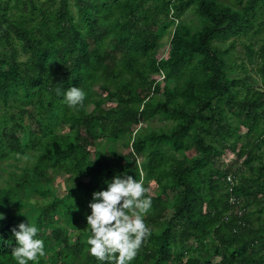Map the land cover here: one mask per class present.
Here are the masks:
<instances>
[{"label":"trees","instance_id":"16d2710c","mask_svg":"<svg viewBox=\"0 0 264 264\" xmlns=\"http://www.w3.org/2000/svg\"><path fill=\"white\" fill-rule=\"evenodd\" d=\"M228 2L0 0V103L18 108L36 124L27 128L23 139L13 131L10 146L0 133V159L41 148V165L68 173L71 179H86L64 196L34 206L38 213L33 222L40 226L46 255L52 252V259L47 262L44 256L29 264H101L88 251V201L94 190L106 187L105 178L123 171L142 179L146 195L152 197L145 217L152 232L132 264H183L188 254L184 264H211L214 257L219 264H264V162L253 166L260 160L257 150L264 136V92L248 89L243 95L241 79H229L225 71L229 49L214 45L248 35L264 0ZM188 11L200 21L195 31L184 21ZM170 31L168 57H156ZM17 45L26 61L16 57ZM247 49L250 60H260L264 87V43L258 51L253 45ZM160 72L176 80V87L156 99L153 93L161 85L152 74ZM73 85L86 92L77 106L64 99ZM113 101V107L105 108ZM90 104L95 105L92 112L87 110ZM157 115L177 124L163 133L137 131L130 158H121L110 144L92 157L97 140L132 135ZM9 121L13 130L26 123L17 114L2 115L0 132ZM61 122L69 124L71 135L56 134ZM241 127L248 129L246 137L257 136L255 144H238ZM167 147L173 151L170 156ZM191 149L201 158H176ZM227 149L237 159L225 164ZM40 169L14 174V184L0 189V212L5 213L0 220V264H17L12 228L26 219L20 211L14 213L13 206H25L32 191L48 192L37 188ZM229 175L234 177L233 195L240 199L237 205L230 202ZM152 181L160 190L154 195L149 191ZM79 222L83 230L73 240L67 226L77 228ZM195 253L207 254L206 261Z\"/></svg>","mask_w":264,"mask_h":264},{"label":"rangeland","instance_id":"374dc122","mask_svg":"<svg viewBox=\"0 0 264 264\" xmlns=\"http://www.w3.org/2000/svg\"><path fill=\"white\" fill-rule=\"evenodd\" d=\"M225 1L227 4L231 3L228 2V0H222ZM184 21L187 23V25L192 28L193 31H195L199 25L200 21L197 16H195L191 11H188L186 15L184 16ZM255 27L254 29L248 34V35H242L237 37H232L227 39L226 41L217 40L215 41L214 45H219L223 49H229V53L224 56V59L226 61V68L225 71L227 72V77L229 79L239 78L241 79L240 83V90L242 94L244 95L248 89H251L253 92L259 91L264 92L263 82L260 74L258 73V67L260 66V60L258 57H254L253 60H250L247 46L253 45L255 51H258L261 48V45L264 43V9L259 10L258 14L254 20ZM258 32V33H257ZM173 35H171V31L165 35V37L162 40L161 46L158 50V53L156 55L160 58H167L168 52L170 48V42ZM17 58L21 61H26L27 56L22 51V47L20 45H17ZM8 51V48L6 49ZM11 54V52L9 51ZM197 77H201V75H198ZM152 78L155 79L159 84L161 85L160 91H156L153 93V98L156 99H163L164 94L168 90H172L176 87V80L174 79H166V75L163 72L152 74ZM190 80V79H189ZM189 80L183 82V87L186 88L189 85ZM99 85L95 87L94 93L96 94L99 90ZM106 94H104V97ZM96 97H98V93L96 94ZM178 100L183 103L185 100L184 97L179 96ZM115 102H107L105 104V108L113 107ZM95 105L90 104L87 107L88 112H92L94 110ZM264 109V106L261 108ZM18 108H11L9 106H3L2 103H0V116L2 115H11V114H17V118L19 121L26 120V123L23 128L21 127H15L13 130V124L12 121H9L6 125H3V129L1 130V134L3 137V140L7 142V146H10L9 141L13 138V131H16L17 136L20 139H23L25 134L27 133V128L32 126L33 128L36 127V124L30 120L29 115H20ZM177 124L176 121H173L172 119L167 118L163 115H157L153 118H150L143 123L139 125V127L130 134H121L117 139H111L107 137H103L99 140H97L95 146L91 148V152L93 153L92 157L95 156V151H102L104 150V147L106 144H110V146L113 148V151L119 155L123 159L130 158L132 154V143L135 140V135L137 131H143L146 134H149L150 132H157V133H163L168 132L171 130L175 125ZM261 124L264 125V119H262ZM248 129L246 127H241L240 129V139L238 141V144L241 146H246L248 143L255 144L257 139V136H249L246 137ZM57 135H71L69 130V124L61 122L55 130ZM85 133V131L83 132ZM211 142L212 139H209ZM263 141V142H262ZM261 142V148L257 150V156L260 160H255L254 167L257 168L261 161L264 162V136L262 138ZM170 149L167 147L165 150H167L168 155L170 156L173 151L168 150ZM42 149H28L25 154L19 153V152H12L7 158L0 159V189H6L9 184H14L12 180V176L16 173H23L25 170L30 169L33 170L35 167H40V173L37 178V188H41L43 190L48 191L45 195H43L41 192L32 191L28 194L26 197V205L23 207H19L17 205H14L12 210L14 213H18L19 211L23 214L24 218L27 220V216L29 219L33 222L35 221V216H37L38 211L34 208V206L39 204H48L54 200V196H64L67 194V192L76 186L82 181H86V179L74 176L73 179L70 178V174L61 172V171H55L51 169V167L48 165L46 166L41 165L40 163V155L42 153ZM201 154L197 152L195 149H191L189 151H184L176 154V158L183 159L184 157L187 158H195L200 159ZM237 159V156L231 149H227L226 153L223 155L222 161L225 164L234 162ZM243 159L238 162L237 166H242ZM247 174L250 175L249 170H245ZM150 193L152 195L159 193L160 190L157 187V184L155 181H152L150 184ZM175 192L171 193L170 196L174 197ZM79 210V209H78ZM84 211L80 209V213L82 215ZM146 213L145 217L149 214ZM27 216H26V215ZM172 214L170 213L166 218L171 219ZM264 217V212L263 215ZM60 223H64V219L60 216H57ZM256 219V216H255ZM84 224L82 222L78 223L77 228H73L72 226H67L69 230V235L73 240L77 238L79 233L83 230ZM207 254L202 253H195L193 256H196L198 258H201L202 261H206ZM188 257H190V254L186 255L184 257L183 264L187 261ZM45 259L47 262H51L52 259V252L50 254L45 256ZM219 257H214L211 259V264H219ZM204 264V263H203Z\"/></svg>","mask_w":264,"mask_h":264},{"label":"clouds","instance_id":"9594fccd","mask_svg":"<svg viewBox=\"0 0 264 264\" xmlns=\"http://www.w3.org/2000/svg\"><path fill=\"white\" fill-rule=\"evenodd\" d=\"M85 95L84 89L73 85L64 92V99L68 105L77 106L83 103ZM117 173L105 178L106 187L94 190L88 201L90 212L86 214V221L91 232L87 237L88 251L101 264L105 261L108 264H132L152 232L145 220L152 207V197L146 195L148 189L143 180L130 172ZM4 217L5 213L0 212V220ZM40 231V226L28 216L26 221L22 220L12 228L16 241L12 256L17 264L38 262L46 256Z\"/></svg>","mask_w":264,"mask_h":264},{"label":"built area","instance_id":"2783aa9c","mask_svg":"<svg viewBox=\"0 0 264 264\" xmlns=\"http://www.w3.org/2000/svg\"><path fill=\"white\" fill-rule=\"evenodd\" d=\"M227 183H228V189H229V192H230V202H231V204L232 205L240 204V199L237 198L235 195H233V187L235 185L234 177L229 175L227 177ZM240 214H244V211H241Z\"/></svg>","mask_w":264,"mask_h":264}]
</instances>
